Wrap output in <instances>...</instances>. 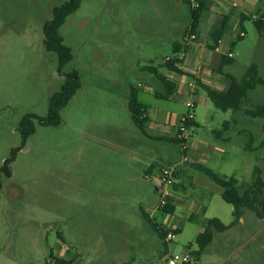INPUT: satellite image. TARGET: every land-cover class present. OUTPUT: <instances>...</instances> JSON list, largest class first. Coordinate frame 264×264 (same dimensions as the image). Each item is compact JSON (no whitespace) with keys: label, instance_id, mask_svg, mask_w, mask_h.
<instances>
[{"label":"rangeland","instance_id":"rangeland-1","mask_svg":"<svg viewBox=\"0 0 264 264\" xmlns=\"http://www.w3.org/2000/svg\"><path fill=\"white\" fill-rule=\"evenodd\" d=\"M67 1L0 0V167L22 145V120L47 117L50 98L67 74L76 71L81 81L61 113V125L35 121L36 132L18 152L12 176L2 178L0 264L45 263L58 234L67 243L75 238L80 257L102 263L129 257L130 264H164L170 255L189 252L191 264H264V219L245 210L231 226L233 208L223 200V189L189 165L236 178L241 191L254 183L257 168L264 180V120L223 112L212 103L199 105L200 125L187 133L189 143H196L191 149L195 161L189 154L185 163L178 145L145 136L131 118L129 86L140 84V98L152 118L157 99L143 93L148 81L142 70L166 73L162 64L182 41L192 0H82L60 29L73 60L59 73L57 55L45 49L43 27L54 8ZM261 1L251 12L260 8L264 15ZM244 24L246 36L231 48L235 61L226 71L241 79L256 64L264 79V37L255 19ZM263 103L264 86L258 85L243 108ZM171 166L183 189L175 197L176 211L159 212L155 220L180 233L165 252L157 235L147 233L142 212L155 211L160 174ZM148 170L153 172L149 178ZM212 216H221L230 228L216 233L198 255L197 234Z\"/></svg>","mask_w":264,"mask_h":264},{"label":"trees","instance_id":"trees-1","mask_svg":"<svg viewBox=\"0 0 264 264\" xmlns=\"http://www.w3.org/2000/svg\"><path fill=\"white\" fill-rule=\"evenodd\" d=\"M199 7L196 9H190L191 25L188 32L197 33L202 21L203 14L207 10V4L204 0H197ZM82 0H68L64 4L54 8L52 18L44 24V46L48 52L54 53L58 58V71L63 72L64 67L73 60L71 49L64 44V39L60 34V29L66 23L67 18L76 13ZM185 2H187L185 0ZM230 15L223 16L220 20L219 25L212 31L209 43V48L215 50L219 45L220 41L224 37L230 22ZM246 17H242V21H246ZM255 25L262 37H264V21L263 19L255 20ZM241 40V38L239 39ZM181 52V44L173 45V53L178 54ZM181 63L179 59L167 60L164 67L175 73L182 74L183 72L178 68V64ZM146 70L151 71L155 78L165 87V93L158 95L163 99H170L175 91L176 84L170 81L167 77L158 73L157 68L148 67ZM227 80H229V88L225 91H218L209 86L199 83L202 87L212 104L223 112H243L246 116L252 118H261L264 120V103L254 109L243 108V103L248 97L249 92L256 89L258 85L264 86V79L259 76L258 66L256 64L251 65L245 75L238 79L232 74H224ZM81 89V81L76 71H73L66 75V80L61 90L55 93L49 102L48 115L46 118H40L36 115H27L20 124V133L22 136V145L19 148L14 149L11 152V156L5 160L2 167H0V189L2 188V178H10L12 176V163L16 160L18 152H20L26 145L29 138L36 132L35 121H38L44 126H59L62 123L61 113L64 108L70 103L77 92ZM131 118L135 126L147 137L157 141H167L176 145H180L183 141L179 139L181 132L178 131L177 137H153L148 133L147 123L148 118V107L141 103L138 99V90L131 88L129 95L128 104ZM196 124L194 121L186 123V128L191 129ZM230 122L224 123V128L228 129ZM264 130V125H263ZM264 144V142H263ZM197 169L207 175L215 184L223 189L222 198L223 200L233 207L234 222L231 226L236 224L243 216L245 210L253 211L258 218L264 219V180L260 176V169L255 170L257 175L252 185L247 186L241 191L238 188V180L231 177H223L216 174L213 170L202 166L195 165ZM175 206L173 204L166 207L163 212L167 214H173ZM145 220L149 226L155 231L158 238L162 242L165 248V252L168 250V243L166 242L167 234L169 229L163 225L156 223L152 220L148 214L143 213ZM230 226L225 225L220 219L212 218L205 222L204 231L198 235L195 240V244L198 246V255L208 247L215 236V233H223L227 231ZM175 235H178L180 231L175 230ZM52 261L58 264H72L63 259L51 258Z\"/></svg>","mask_w":264,"mask_h":264},{"label":"crops","instance_id":"crops-1","mask_svg":"<svg viewBox=\"0 0 264 264\" xmlns=\"http://www.w3.org/2000/svg\"><path fill=\"white\" fill-rule=\"evenodd\" d=\"M204 2L207 4V10L203 14L202 21L200 23V27L197 32L196 41L191 42L189 44L185 42V38L189 33L188 31L191 25V18H190V23L183 34L182 41L177 42L178 44H181V52L178 54L173 53L172 56H167L165 58V61L174 58L181 60V63H179L177 66L183 73L179 74L167 70L164 67L165 62H163L162 65L165 68L166 73L163 74L158 70L159 74L167 77L170 81L176 84V91L174 95L170 99H163L161 97H158L157 94L162 95L165 93V87L160 83V85H158L159 91L154 90L155 85L158 84L157 83L158 80L155 78L154 74L151 73V71L146 69L142 70L144 73H146L145 80L148 81V86L145 87V91L143 93H147V94L154 93L157 99L156 106L154 108H151L152 118H150L147 112L149 118V121L147 123V129L148 131H150L153 137H172V138L177 137L180 127L181 117L189 112V109L186 106V103L188 101H193L195 103V109H197L199 105L206 106L209 108L210 103L212 102L210 101L206 91L202 87H200L199 83L209 86L218 91H225L229 88L230 82L229 80L226 79L224 74L228 73L226 71V66L232 64L235 61L234 59L235 56L231 48L235 45L236 40H239L240 38L243 39L246 36V28L244 23L249 19H255V20L263 19L264 21V15L262 14L261 12L262 10L260 8L258 10H255V12L254 11L251 12L252 10L256 9L258 2L259 3L262 2L261 0H233V1L204 0ZM227 15H230L231 17L229 22V27L224 37L220 41L219 45L216 47L215 50H212L209 48V43H211L210 35L212 31L219 25L221 18ZM243 16L246 17L247 19L246 21H242ZM230 34H232V36ZM205 40L207 42H205L204 44ZM140 86L141 87L136 88L138 90V99L141 103L146 105L140 98L139 90L140 88L143 87L141 84ZM131 88H135V87L131 85L129 86V95ZM161 101H164L167 104L159 103ZM195 114L196 115H195L194 123L196 124V126H194L191 129H188V131L197 128L200 125L198 121L197 113L195 112ZM190 136L191 135H189V137ZM187 144L189 147L187 156L190 154V159L194 160V156L193 154H191V149H193L196 146V143L190 144L188 140ZM202 145L203 148H201L200 151L201 150L205 151L207 145L205 143H203ZM216 150L223 151V149L221 148H216ZM196 152L197 150L194 151V153ZM190 159L186 163H190ZM199 161H204V160L200 159ZM189 165L195 166L201 164L194 165V162H192V164ZM152 175L153 172L151 170H148L146 172L147 178L151 177ZM181 189L183 188H182V184L179 181V174H178L177 184L174 186V194H173V203L175 206V211H176L175 197L178 195L177 193ZM205 211L206 209L203 210L204 213ZM159 212L165 213L163 211H151V212L143 211L142 216L143 213H146L149 215V217L152 220L156 222L155 216ZM165 214L167 215V213ZM231 214H233V210L231 211ZM217 217L221 221H224L221 218V216H217ZM217 217L212 216L211 218H206V220ZM144 221H145V226L149 228L146 229L147 233L152 234V236H154L153 234L157 235L155 231L149 226L145 218ZM205 222L204 225L200 228L197 237L199 234H201L204 231ZM167 229H176L177 231H180L179 228L170 227ZM148 230H150L151 233ZM109 237L111 239L115 238L114 236H109ZM75 243H76L75 238H72L71 241L67 243L66 240L64 239V236L58 234V241L56 242L55 249H52L50 251L49 258L46 259L45 263L43 264H47L49 261H51V258L63 259L68 262H71L72 264H130L131 263L129 257L114 258L107 263H102L101 261H92L91 259L80 257L78 252L74 251V247L76 245ZM155 257L156 256H154V259Z\"/></svg>","mask_w":264,"mask_h":264},{"label":"built area","instance_id":"built-area-1","mask_svg":"<svg viewBox=\"0 0 264 264\" xmlns=\"http://www.w3.org/2000/svg\"><path fill=\"white\" fill-rule=\"evenodd\" d=\"M194 3L192 5L193 9L199 7V2L197 0H192ZM197 33L189 32L185 38V42L187 44L196 41ZM232 56V55H230ZM189 112L181 117L179 132L181 134L178 136L183 142L179 145V150L182 155L183 162H188V138L189 135L187 134L188 129L186 128V123L189 121H194L195 119V103L193 101H188L186 103ZM160 187L156 188V191L159 193V201L155 208V211H163L166 207L173 204V194H174V186L177 184V168L175 166H171L169 168H165L162 170L160 174ZM176 229H169V233L166 237V242L169 244L173 241L174 237L176 236L174 231ZM193 260L192 253L185 252L182 254H174L170 255L168 261L164 264H191ZM47 264H58L55 261H49ZM140 264H163L156 261H151L147 263H140Z\"/></svg>","mask_w":264,"mask_h":264}]
</instances>
